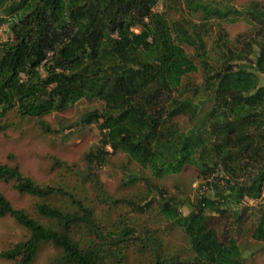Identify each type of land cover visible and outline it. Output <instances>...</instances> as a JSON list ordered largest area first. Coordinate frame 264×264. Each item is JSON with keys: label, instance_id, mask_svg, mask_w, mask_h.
Wrapping results in <instances>:
<instances>
[{"label": "trees", "instance_id": "1", "mask_svg": "<svg viewBox=\"0 0 264 264\" xmlns=\"http://www.w3.org/2000/svg\"><path fill=\"white\" fill-rule=\"evenodd\" d=\"M0 6V26L6 23L12 35L0 43V133L11 127L10 114L53 132L47 115L81 99L101 103L67 122H96L101 137L80 164L53 159L73 173L66 181L39 183L18 164L0 162V182L36 199L33 214L0 192V217L28 231L0 258L32 264L51 243L50 264H245L241 244L220 233L208 210L243 221L245 198L264 200V4L250 2L256 23L250 19L253 28L234 38L223 24L233 21L235 7L220 0H0ZM173 10L186 16L174 19ZM183 115L191 127L180 126ZM119 153L150 174L130 172L124 182L141 177L149 193L108 191L99 170ZM187 166L202 177L219 167L232 176L219 207L203 195L183 215V200L152 184ZM243 174L247 181H239ZM152 209L181 229L193 259L171 254L157 231L121 218ZM251 235L264 242V208ZM131 253L139 258L133 263Z\"/></svg>", "mask_w": 264, "mask_h": 264}, {"label": "rangeland", "instance_id": "2", "mask_svg": "<svg viewBox=\"0 0 264 264\" xmlns=\"http://www.w3.org/2000/svg\"><path fill=\"white\" fill-rule=\"evenodd\" d=\"M220 1L222 3L228 2L235 7V10L229 15L233 18V21L223 24L230 38L246 34L253 28L250 19L255 23L256 21L255 19L253 20L246 9L252 0ZM257 1L264 4V0ZM163 8L164 5L160 3L156 10L161 11ZM1 15L2 7L0 6ZM182 15L186 16V13L178 10L170 12V17L174 19ZM10 37L12 35L7 24H2L0 26V43ZM187 50L190 53L192 52L191 48ZM257 51L258 48L256 47L254 55H256ZM193 78L196 82H201L202 74L196 73ZM259 80L260 84H264V73L259 72ZM100 105L101 103L98 101L81 99L65 110L55 111L47 115L45 119L50 124L53 132L42 130L34 118H20L10 114L9 122L12 124L11 127L6 132L0 133V162L18 164L24 174L33 177L39 183L52 182L58 184L63 179L66 181L73 173L67 171L65 167L55 166L53 159L56 157L62 163L65 162L70 165L80 164L84 154L96 145L101 137L100 129L96 122L84 127H67V122L76 121L80 115ZM209 108V104L205 105L202 108V114ZM179 123L181 127L189 128L193 125V120L189 115H183ZM129 161L125 154L119 153L113 155L110 162L99 170L101 180L106 183L108 191L114 196H134L143 191L145 193L150 192L141 177L137 179L135 184H126L124 182L127 180V173L130 172L150 176L147 170L141 169L138 165ZM247 178L243 174V176L239 177V181H247ZM230 179H232V176L221 167L211 172L207 177H202L197 168L187 166L177 175L173 174L161 179L152 178V184L166 190L168 193L178 195L184 202L180 210L181 214L187 215L203 195L214 199L219 207L218 202L222 200L219 193H224L227 188L226 180ZM0 192L5 194L15 207L26 209L34 214V202L36 200L34 197L17 192L11 183L6 182H0ZM247 199L249 200H246L242 206L245 208L246 214L243 221L236 220L233 216H217L218 212L212 209L208 210V213L218 220L215 226L220 233H223H221L223 236L232 235L241 244L245 264H264V242L255 240L251 235L253 225L259 219L264 208V200ZM128 214L130 216L121 218H126L130 223L134 221L136 227L140 230L142 227H148L151 231H157L171 254L179 253L184 258L193 259V253L189 250V245L181 229L165 221L155 209L145 213L128 212ZM116 215V212L111 214L113 217ZM27 237V229L19 225L12 217H0V252L10 248L19 241L25 240ZM55 253L56 249L51 243H44L32 264H50V260ZM137 259L139 258L136 253L130 254L129 261L131 263ZM0 264L18 263L15 260L0 258Z\"/></svg>", "mask_w": 264, "mask_h": 264}, {"label": "built area", "instance_id": "3", "mask_svg": "<svg viewBox=\"0 0 264 264\" xmlns=\"http://www.w3.org/2000/svg\"><path fill=\"white\" fill-rule=\"evenodd\" d=\"M247 198H249V197H246V198H245V201H246V200H249V199H247Z\"/></svg>", "mask_w": 264, "mask_h": 264}]
</instances>
